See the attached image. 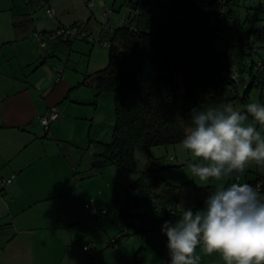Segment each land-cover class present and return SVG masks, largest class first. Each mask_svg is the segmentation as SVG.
Here are the masks:
<instances>
[{
  "label": "crops",
  "instance_id": "0c3cea01",
  "mask_svg": "<svg viewBox=\"0 0 264 264\" xmlns=\"http://www.w3.org/2000/svg\"><path fill=\"white\" fill-rule=\"evenodd\" d=\"M5 9L0 11V177L10 182L0 192V264H162L169 255L162 231L139 234L125 227L121 236L109 215L85 207L92 203L100 211L121 192L105 178L107 166L91 168L96 147L90 139L108 141L112 132L102 139V93L97 95L87 76L95 71L62 64L58 47H72L74 41L57 38L48 53L41 52L48 46L38 45L37 32L43 31L23 18L31 12ZM52 107L59 116L45 129L39 118ZM260 168L245 172L253 171V179L264 174Z\"/></svg>",
  "mask_w": 264,
  "mask_h": 264
},
{
  "label": "trees",
  "instance_id": "16d2710c",
  "mask_svg": "<svg viewBox=\"0 0 264 264\" xmlns=\"http://www.w3.org/2000/svg\"><path fill=\"white\" fill-rule=\"evenodd\" d=\"M259 1L264 5V0ZM120 2L134 12L127 9L121 25L106 24L99 32L98 43L109 41L105 45L110 46L108 61L87 76L93 78L97 95H112L114 117L108 141L90 139L96 147L91 168L100 171L114 165L138 172L124 193H114L103 209L90 211L109 215L122 236L121 228L125 227L139 234L161 231L164 221L172 222L177 216V189L167 182L160 187L162 166L138 170L134 155L137 147L149 152L153 146L181 142L192 126L194 108L221 107L238 99L241 112H245L251 103L250 90L264 97V25L245 29L248 17L241 18V9H253L255 13L258 9L241 0ZM77 26L92 35L81 22L60 24L50 35L60 27ZM53 38L96 43L86 37L54 34ZM241 176L232 178L239 182ZM246 183L264 194V174ZM130 189L138 193L131 194Z\"/></svg>",
  "mask_w": 264,
  "mask_h": 264
},
{
  "label": "clouds",
  "instance_id": "9594fccd",
  "mask_svg": "<svg viewBox=\"0 0 264 264\" xmlns=\"http://www.w3.org/2000/svg\"><path fill=\"white\" fill-rule=\"evenodd\" d=\"M190 118L181 145L194 161L191 176L220 183L202 209L186 208L175 222H163L169 264H199L198 246L226 264H264V194L248 183H224L251 165L264 168V104L251 102L245 112L231 105L194 108Z\"/></svg>",
  "mask_w": 264,
  "mask_h": 264
},
{
  "label": "rangeland",
  "instance_id": "374dc122",
  "mask_svg": "<svg viewBox=\"0 0 264 264\" xmlns=\"http://www.w3.org/2000/svg\"><path fill=\"white\" fill-rule=\"evenodd\" d=\"M31 1H33V3H31V7L28 8L26 0H0V11L6 7H10L11 9L9 10H13L15 7V10L28 9L31 12V17L24 16L23 18L27 19L29 23H34L37 31H46L44 33L37 32L40 38L42 34L47 36L46 40L48 46L45 49L41 48L40 50L44 53H48L53 48V40H58L57 38H53V36L50 35V32L55 30V28H57L61 23L67 25L73 22L84 23L86 29H88L93 36L99 37V32L106 24H109L111 27L121 25L125 19L127 10L125 5L120 6V0ZM241 2L247 6H255L258 9L256 13L253 9H241V18H244L245 15L248 17V21L245 22V29L264 25V20H255L257 17L264 19L263 3L261 4L259 0H241ZM47 7H52L54 9V16H48L46 13ZM107 10H109V12ZM4 11L8 12L6 9ZM88 20H90L89 23ZM110 33L111 31L107 33V37H109ZM240 34L242 37H245L244 31H241ZM40 38L37 37L39 46ZM62 45V48L58 47L57 52L60 54L59 57L62 58V64L65 61L69 70L73 71L76 67V70L81 71L83 68H86V66H89V68H87L90 72H92L103 68L107 64L110 46L105 47L98 42L91 44L83 40H74L72 47L66 46L63 43ZM54 60L56 62L58 61L57 58ZM248 97L251 102L255 101L264 104V97L260 98L259 92L255 89L250 90ZM99 100H101V109L99 114L101 118L100 124L102 125V139L105 140L109 135L114 121L113 97L110 93H102ZM225 105H231L238 111H241L242 108L238 99L231 100ZM251 121L252 117L249 116V122ZM257 129L260 130L259 125H257ZM134 155L139 171L145 170L149 166H162L159 172L163 179L160 187L164 186V183L167 182L172 184L177 189V216L172 222H175L186 208H192L193 211L202 209L207 195L214 191L215 186L220 183V181L215 180H211L208 183H202L198 178L191 176L188 164L194 161L191 158L190 152L183 149L181 142L167 146H153L149 152H146L142 147H137ZM74 161L75 160L72 157V162ZM79 167H82L83 169V165H80ZM107 168L104 171L105 178L109 179V182L114 186H117L118 190L123 193L128 189V183L130 184L131 181L136 179L138 176V172L126 171L114 165H109ZM248 168L256 171L255 165H251ZM259 169L261 168L259 167ZM253 171H247V174H242L239 182L246 183L247 180L252 179L254 176ZM78 175L79 177H84L85 173L81 172ZM228 182L230 184L235 181L233 178L226 179L224 181L225 184ZM129 191L131 194L138 193L137 189H130ZM197 254L201 256L199 264H226L219 253L214 252L211 255H207L201 251L200 246L197 247Z\"/></svg>",
  "mask_w": 264,
  "mask_h": 264
},
{
  "label": "built area",
  "instance_id": "2783aa9c",
  "mask_svg": "<svg viewBox=\"0 0 264 264\" xmlns=\"http://www.w3.org/2000/svg\"><path fill=\"white\" fill-rule=\"evenodd\" d=\"M90 1H93V0H90ZM127 9L129 11H133L134 10L132 9L131 6L127 5L126 6ZM109 12V10H107ZM46 13L48 14V16H54V9L52 7H48L46 9ZM54 34H60L61 36H63L65 38L66 37H76V38H83V37H86L88 38L89 40H92V41H95V42H98L100 40V37H95L93 35H89L88 32L80 27V26H77V27H71V28H64V27H60L58 28ZM52 34V36L54 35ZM40 37V36H39ZM46 37L45 35H42L41 36V39H40V45L41 47H44L46 45ZM107 39V38H106ZM103 44L102 45H108L109 44V41L108 40H104L102 42ZM237 74H235L234 76L236 77ZM59 116V112H58V109L57 107H52L50 108L44 115L40 116L39 118V122L40 124L46 129L49 127V125L57 119V117ZM8 182H10V179H7L5 180L4 178L0 177V192L2 191L3 187L5 184H7ZM85 206L87 208L90 209L91 212H95V208L89 204H85ZM111 243L113 244L115 242L114 238H111ZM90 248V245H86L83 247L84 250H88ZM162 264H169V255L168 256H165L162 260Z\"/></svg>",
  "mask_w": 264,
  "mask_h": 264
}]
</instances>
